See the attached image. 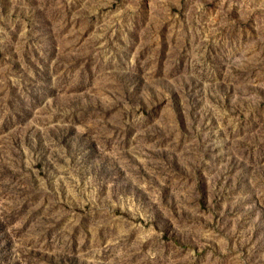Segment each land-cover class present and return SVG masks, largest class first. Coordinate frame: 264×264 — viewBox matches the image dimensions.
<instances>
[{
  "label": "rangeland",
  "instance_id": "374dc122",
  "mask_svg": "<svg viewBox=\"0 0 264 264\" xmlns=\"http://www.w3.org/2000/svg\"><path fill=\"white\" fill-rule=\"evenodd\" d=\"M0 264H264V0H0Z\"/></svg>",
  "mask_w": 264,
  "mask_h": 264
}]
</instances>
